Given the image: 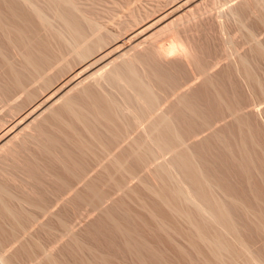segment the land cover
<instances>
[{
    "label": "bare ground",
    "instance_id": "6f19581e",
    "mask_svg": "<svg viewBox=\"0 0 264 264\" xmlns=\"http://www.w3.org/2000/svg\"><path fill=\"white\" fill-rule=\"evenodd\" d=\"M180 1L91 0L88 8L83 0H15L13 5L7 3L11 6L7 14L18 20L16 25L0 13V31L10 47L17 49L18 40L25 47L19 68L0 46L1 58L7 60L2 61L7 71L2 69L10 82L4 80L6 86H0V264H30L31 247L41 250V237L71 233L70 220L53 212L66 198L74 194L87 208L104 203L108 190L126 189L128 177L166 153L171 158L153 171L161 182L159 189L144 183L160 209L166 208L187 226L182 234L202 263L264 264V256L241 234L243 219L264 234L263 213L229 193L208 166L209 160L205 163V155L203 159L202 153L187 146L193 127L209 126L188 93L195 90L190 81L201 80V86L216 93V100L224 101L239 123L243 133L240 149L235 147L241 152L239 168L248 176L252 170L260 171L263 160L255 161L249 148L256 140L250 131L249 136L244 133L238 110L219 94L226 91L217 70L225 63L221 70L224 66L233 93L238 92L234 84L238 83L247 93L264 98V0H202L181 14L176 10L165 25L154 29L153 24L144 39L134 42L140 28L164 20L168 9ZM15 2L25 6L22 14L28 10L50 36L47 43L59 44L57 53L55 48L54 55L38 50L29 21L20 19L22 9L18 11ZM197 35L214 42V53L200 57L191 50ZM169 43L187 63V75L186 69L179 72L173 59L172 65L162 63L166 55L160 52ZM155 54L164 57L162 65ZM48 124L56 125L57 135H47ZM35 149L43 157L39 159ZM50 163L62 164L70 177L56 176ZM45 178L55 188L44 184ZM81 185L83 189L78 188ZM68 199L65 204H73L75 197L73 202ZM75 211L71 215L77 217ZM152 211L160 229L181 234L156 213L159 210ZM47 250L40 264H59Z\"/></svg>",
    "mask_w": 264,
    "mask_h": 264
},
{
    "label": "rangeland",
    "instance_id": "374dc122",
    "mask_svg": "<svg viewBox=\"0 0 264 264\" xmlns=\"http://www.w3.org/2000/svg\"><path fill=\"white\" fill-rule=\"evenodd\" d=\"M13 1L15 0H4V1L0 0V9L4 12V14L2 12L0 13L4 15V18L6 19L8 16L9 19L10 18L14 19L13 16L7 14V10H8L7 7L10 5V4L8 5L7 3H12L11 5H13ZM87 1L88 0L85 1L83 0L82 3L83 6H86L87 3L84 4V2ZM90 1L91 0H89L88 1L89 3L87 4L88 8L91 7L89 6V4L91 3ZM92 2H94V0H92ZM198 2L200 3L202 2V0H182L180 2H177L175 5L172 6V8L168 9V12L166 13L167 17H164V20L167 19L166 21H164L163 19L160 20V22L154 21L151 22L152 24L149 23V25L148 24L147 26L145 25L144 28L143 27L140 28L138 32L134 34L135 37L137 36V38L134 37V42H138L144 39L146 35H148L152 31L153 24L155 26L154 29L157 26H160L161 24L165 25L170 20H172L174 16H176L177 14H181L184 10L189 9L190 6L196 5ZM15 3L14 5L17 7L18 11L19 10L21 11L22 9L21 13L19 14L21 15L23 12V7L25 6L19 5L18 7L17 4L19 3L18 2L16 4ZM10 7L11 6H9V8ZM176 10L178 13L176 12ZM27 11L28 10H26L24 13H26ZM8 13L10 12L8 11ZM6 14L7 16H5ZM22 15L19 16L21 17L20 19L24 18L26 21L27 20L29 21V28H31L29 31L30 36L32 34L31 39L34 40V43L36 41L35 44L38 50H40L43 54L45 53L50 55L49 53L52 54L56 48L57 49L60 48L58 46L59 44L56 41H54L57 43L56 47H54L55 43H53V45L51 44L52 42L47 43L48 41L47 39H49L50 36L46 37L47 36L46 32L40 29V26L37 24L36 19L32 17L33 15L30 14V12L29 14L27 13L23 16ZM9 19L8 22L10 21ZM11 21L12 23L15 21L14 24L16 25L17 24L16 22L18 20L14 19V21L13 20ZM34 23L38 27L37 26L35 27ZM21 24L22 23H20V25ZM146 28L147 31H145ZM143 30L145 31V33ZM35 32L38 33L36 34ZM1 33L2 32L0 31V46L1 48L4 49L6 55L5 57L6 58L9 57L7 59H9V61L11 62L14 61L12 63H15L14 65L17 64L16 66L20 68L21 65L23 64V62H19L20 60L23 61V51L22 52L20 51L24 50L25 48L23 47L24 44L22 43L21 46V42L18 40L20 45L17 46V49L14 48L12 44H11L12 46L10 47L7 38H5L4 34L2 33L3 34L2 35ZM16 40L17 39H15V42L18 43ZM48 44L52 45L51 48L50 46H48ZM214 45H215L214 42L212 41L209 42L203 36L197 35L192 40L190 47L191 50L198 52L197 55H199L200 53L201 55L200 57H204L206 55L208 56V54L211 55L212 53H214L215 50ZM165 47L167 48L164 49L163 47V50H161L160 53L163 54V56L165 53L166 56L164 57L170 60L168 61V59H165L163 56H161V54H159L160 56L157 54V57L159 56L158 58L156 57L155 54L154 58H157V60L159 59L160 63L161 60L164 58L162 60L164 66H167L168 64L172 65V62L174 61V63L176 64L174 63L173 64L177 67V69L178 67H180L179 69L181 71L178 69L179 72L181 73L182 69L183 70L186 69L185 74L187 75V71L190 70L189 68H186L187 63H185L184 59H182L177 49H175V46L174 45L172 46V44L169 43V45L167 44ZM57 49L55 51L56 53H57ZM51 50L53 52H51ZM201 52L203 53L201 54ZM19 53L22 55H20ZM1 57L2 55H0V86L2 87L1 84L4 83L3 87H5L6 86L5 83L8 82L10 84V82L9 80H6L8 79L6 78L8 74L5 75V73L7 72L4 73L3 71V69L4 70L7 69L6 66L5 67L3 66L5 65L4 62L6 59L4 57H3L4 59ZM171 59H173V61ZM3 60H4L3 62L4 64L2 63ZM159 60L157 62H159ZM164 60L165 63L167 62L166 65L164 63ZM20 63L22 64L20 65ZM162 63L160 65H162ZM6 64H7V60H6ZM221 65H225V63ZM221 65H220V69L217 68L219 69L217 70V73L219 72L217 76L218 79H221V81H223L222 83L223 85H225L224 87L226 93H219V94L223 97L225 103L227 102L231 104V106L234 107L235 110H238L239 117L242 120V123L244 122L246 124V125L244 124V126L246 127L243 128L244 133L246 134L248 132V134L246 135L249 136V131H250L251 132L250 137L254 138L256 142L259 144L258 145L259 147L256 146L257 143L255 142V140H252L255 142L253 144H255L256 147L252 143L251 144L254 147L249 146V148H251V151L254 155L253 159L255 158V161L257 162L260 161L258 159H262L264 162V98L258 93H247L244 87H241L238 83H234L238 87L237 88L238 92L233 93L230 87L229 78L225 75L226 74L225 71L223 72L225 68H223L224 66H222L223 70H221ZM182 73H184V71ZM4 80H6L7 82H4ZM190 83L194 84L192 85V88H194L195 90L193 89L194 90L193 92L191 93L188 92V93L190 97L192 96L194 98L193 99L191 97L192 101H195L198 104L200 110L203 111L205 119L207 120L206 122L209 124V126H205V125L201 126L200 124L198 125L196 124L197 126L195 125L196 127L195 128L193 127V132H195V134L192 132L191 137L187 140V146H190L188 148L194 149V151L197 152L198 154L202 153L203 154V155L201 154L202 157L205 155L204 156L205 159L203 157L204 161L205 160L207 161V165L211 163L208 166H212V169L211 167L210 169L212 170V172L213 171L215 172L214 174L216 175V177L219 176V181L223 180L225 182L224 183L222 181L224 185H226L225 187L228 189L229 193H231L238 200L239 199L242 200L241 202H243L244 205L252 207L254 210H256L261 214L263 213L264 215V163L262 162V160L260 161L262 162V164L258 165L260 171L258 169L252 171L250 170L251 171L249 174L250 177L241 171L238 165L239 164L238 162L241 159V155H240L241 152H239L240 146H238L237 144L241 142L240 139L242 140V138L240 137L241 131L238 121L236 120L233 113L229 112V110L226 108V105H223L224 101L221 102L219 100H216L217 98L216 93H209L203 86H201L202 85L201 80H193L190 81ZM9 87L7 88L8 90L11 89V86ZM5 89L6 88H4V91ZM8 90H6V92L4 93H7ZM10 91H8V93ZM54 127H56V125L54 124H48L45 126V130L48 136L50 134H52V136L57 135V133L55 132L57 130ZM215 134H217V136L219 137H223L224 139L221 138L220 140L222 141L220 140L218 141V138ZM241 134L243 137L242 132ZM58 135L59 137L58 136L55 137L60 138L61 135L59 133ZM226 144L228 145V147ZM236 146H238L239 148L238 150L236 149L237 148ZM230 147L232 148L231 150L228 149ZM252 148H255V150H252ZM71 151H73L72 148ZM74 152L75 151H73L72 157L75 155ZM34 153L36 156H39L40 152L38 151L36 152L35 149ZM36 153H38V155ZM29 155L27 156V158L29 157ZM253 155H251V157ZM41 156L42 155L39 156V159ZM160 157L152 161V163H149L148 164L149 166L147 165L148 166L147 168L139 170L135 175L128 177L126 181V187H127L126 189L112 188L108 190L109 198L106 199L104 203L102 202L96 205L95 207L87 208L85 207V204H83V202L74 194L68 197L70 198L71 202H73L72 201L73 199H71V197L73 196L75 197L73 204H69L68 202L65 204L68 198L62 201V203H60L57 207L53 209V212L59 211L58 213L61 212L60 213L61 215L62 214L65 215L62 216L64 218L66 217L67 221L68 219L70 220L69 226L71 229V233H66L58 238H52V237L48 238L44 236L41 237L38 240V242L42 247L41 249L42 251L39 249H34L33 246L31 247L30 264H40L41 260L45 258V255L43 253V250L45 249L46 250L48 249L47 251L50 250L51 254H53V257L56 259V261L59 262V264H203L200 256H198V254H196V252L191 247L188 237L182 234L183 232L185 233L187 226L185 227L184 223L181 224L182 222L178 221L173 215H171V213L168 210H166V208L161 207L160 209L159 206L161 204L159 205L157 199L154 197L153 194H151L148 191V189L145 186L144 181L148 182V184L150 183L154 187H157V189H159V187L161 186V182L157 179L153 171L156 168L155 167L156 164H158L159 162L161 164L163 161H167L169 157L171 158V155L166 153ZM30 158L31 157H29V159ZM46 159L47 158L45 159L43 158L42 160L43 161L45 160L46 163H48V160ZM71 163L70 166H72ZM51 165L52 167L54 166L53 167L54 169L51 168L52 171L57 174L56 175L53 173L52 176L61 175L62 179L63 177L64 179H66L65 176L70 177L69 174L66 173V170H64L62 164L61 165L51 164ZM213 166L215 168H213ZM215 170L217 171V173ZM97 173L98 172L96 173L93 172L92 176L94 175L97 176ZM48 178L45 179L48 180ZM50 178H51L50 180L53 181L52 183H54L55 185L54 182L55 179H52L55 177L50 176ZM46 182L47 184H49L48 185L49 187L52 186V188H55L53 187V185H51L52 184L51 182L48 183L49 180L44 181V184ZM42 187L44 188L45 186ZM45 188H48L47 185ZM45 188L44 189L41 188L42 191H45ZM78 188L83 189V186L82 185L78 186ZM42 191H40V193ZM76 197L78 199H76ZM156 205H158V207ZM155 209L159 210L160 212L159 211L156 212ZM152 210H154V212H156L157 214H160L159 216L161 218L165 219L162 220L167 221V223L171 222L170 224L171 226L173 227L176 226L177 230L178 229L181 230V234L178 235V232L176 233L170 228L169 231L167 229L166 231H164L165 229L164 230L160 229L157 222L152 218V214H151L153 212ZM73 211L77 213V217L71 215ZM243 220L245 221V222L243 221L244 223L242 222V227L244 230L241 228V230L244 232L241 233L242 236L244 235L243 238L244 239L247 238L248 240H250L255 250L258 251V253L260 252L259 254L264 256V234L263 233L259 234L260 232L259 231H258L259 233L257 232L256 227L250 220L249 221L248 219H243ZM34 243L35 241H32L31 239V245H33ZM206 255L205 257H207Z\"/></svg>",
    "mask_w": 264,
    "mask_h": 264
}]
</instances>
